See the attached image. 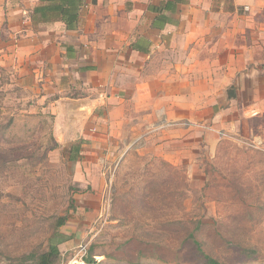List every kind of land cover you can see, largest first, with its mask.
I'll return each mask as SVG.
<instances>
[{"label": "rangeland", "instance_id": "rangeland-1", "mask_svg": "<svg viewBox=\"0 0 264 264\" xmlns=\"http://www.w3.org/2000/svg\"><path fill=\"white\" fill-rule=\"evenodd\" d=\"M23 41L0 24V264L48 251L62 216L55 264H264L263 101L218 87L206 118L166 123L165 160L141 117L54 113Z\"/></svg>", "mask_w": 264, "mask_h": 264}, {"label": "crops", "instance_id": "crops-1", "mask_svg": "<svg viewBox=\"0 0 264 264\" xmlns=\"http://www.w3.org/2000/svg\"><path fill=\"white\" fill-rule=\"evenodd\" d=\"M0 24L61 95L54 113L68 102L116 130L141 117L134 129L158 133L165 160L177 137L166 123L206 118L218 87L264 102V0H0Z\"/></svg>", "mask_w": 264, "mask_h": 264}, {"label": "trees", "instance_id": "trees-1", "mask_svg": "<svg viewBox=\"0 0 264 264\" xmlns=\"http://www.w3.org/2000/svg\"><path fill=\"white\" fill-rule=\"evenodd\" d=\"M73 149L78 150V146H74ZM68 221L67 216H62L57 219L56 222V232L54 233L51 244L49 246L48 251H45L43 253H31L28 255H24L21 258H18V261L22 264L27 262H33V264H55L57 259L60 256V250H59V243H63L67 240V237L60 232V228H62L64 225H66ZM198 245V249L200 252H202V248L199 242H196ZM206 263L207 264H221L219 261L206 256ZM91 263V262H90Z\"/></svg>", "mask_w": 264, "mask_h": 264}, {"label": "built area", "instance_id": "built-area-1", "mask_svg": "<svg viewBox=\"0 0 264 264\" xmlns=\"http://www.w3.org/2000/svg\"><path fill=\"white\" fill-rule=\"evenodd\" d=\"M245 10H246V11H248V10H249V8H248V7H245Z\"/></svg>", "mask_w": 264, "mask_h": 264}]
</instances>
